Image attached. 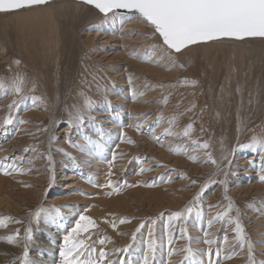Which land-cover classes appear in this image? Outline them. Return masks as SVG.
Listing matches in <instances>:
<instances>
[{"label": "rangeland", "instance_id": "374dc122", "mask_svg": "<svg viewBox=\"0 0 264 264\" xmlns=\"http://www.w3.org/2000/svg\"><path fill=\"white\" fill-rule=\"evenodd\" d=\"M81 1L49 0L45 5L51 7L53 15L55 14L54 19L60 25L61 35H64L63 43H57V32L49 15L32 14L31 19H29L30 15L23 17L22 21H17L16 16H12L15 13H0V64L3 63L0 69V83L4 85L0 88V165L3 166L0 175L5 178L11 176L20 178L27 175L24 181H19L16 185L9 183L6 188H0V218L5 219V227L13 226L12 234L17 229L25 231L28 227L32 228L34 239L29 245L30 259H33L36 237L43 228H46L43 224L49 228V230L45 229L48 235L59 236L60 232L64 231L67 234L71 231L79 219L78 216L86 215L98 225L93 229L92 235V240L96 242L95 247L97 249L103 247L109 252V258L111 260L115 258L113 261H118L119 264H142L141 259L146 252L145 243L150 229L154 232V238L158 243L156 254L159 251L166 254V259L162 261L158 260L155 254L154 264H181V262L188 264L185 261L188 253L182 249H187L189 246L193 250H202L196 251L195 256L197 260L202 259L204 264H208L209 261L207 255L209 247L213 252L211 264H216L217 260L219 264H248L247 245L241 249L234 234V224L226 225L223 221H218L211 227L208 226L209 219H213L218 212L226 210L230 199L234 209L240 210V220L247 237L253 244L255 259L264 260V182L259 180L257 165L260 164V157L255 152L247 149L235 152L231 171L238 175L229 176L226 193L223 185L209 184L203 193L200 205L193 207L190 218L179 222H169L167 219L172 213L182 212L190 206L206 182L222 178L212 175L216 172L215 165L205 162L204 149L194 145L193 140H199L201 143L210 140L213 155L219 161L222 156L221 140H223V148L228 150L237 146V140L240 143H247L254 134L264 133V39L253 38L247 43L223 41L196 47L179 58V62L184 65L180 68L177 66L179 71L172 69L173 72L163 71L162 76L152 75L128 65V61L137 63L133 54L135 57H141L138 52L141 50L142 52L144 50L143 53L155 50L157 57L165 55L159 48L151 47L157 43L155 40L145 38L150 37L151 29L146 24H137L125 33L121 32L123 26L127 24L128 14H123V22L115 23L114 28L105 25L115 21L116 18H113L112 14L104 17ZM66 3H78L81 6L77 10L68 6H63L61 10L57 9L58 5H66ZM24 12L27 11L20 13ZM61 19L62 23H60ZM61 24L64 26L61 27ZM100 31L103 35L106 33L105 36L113 33L114 37L110 40H105L101 36L95 37V32L101 33ZM116 35H119V38ZM41 42L43 47L46 46V52L43 50L39 53ZM32 44L36 47L33 46L30 52L24 51L19 55L18 47ZM8 48L13 51V55L7 54ZM251 48L254 50H250ZM101 52L104 54L102 55ZM233 53L236 58H233ZM14 60L15 64L12 65L11 62ZM139 60L143 61L142 63L146 62L140 58ZM234 65L238 67L243 81L246 82L249 78L246 84L242 81L240 83L245 91L241 99L238 97L235 100V93L232 94L236 107L238 105L236 111L234 101L231 103L232 97L227 99L225 92L228 88L224 85L225 79L228 78L229 66L234 67ZM88 68L89 70H86ZM23 73L28 75H25V80L20 85L17 79ZM129 77L131 82L128 81ZM185 80L198 83L193 87L191 84H185ZM17 86L21 88L19 94L15 91ZM254 87L258 90L255 92L258 93L256 101L253 98ZM131 92L137 94L135 100ZM228 94L231 95L229 92ZM246 96H249L248 100ZM31 97L37 98L35 104ZM105 97L111 102V107L104 105ZM250 97H252L251 101ZM85 98L98 102L91 115L96 117L95 124L103 128L104 149L97 153L95 145H88L83 139L84 134L89 135L93 140L100 139L97 129L91 124H88L82 133H73L71 137L76 145L84 146L83 151L70 145L67 142L68 138L64 137L62 132H58L57 135L61 138L51 146L55 161V182L49 188L50 173L47 160L41 158V154L45 156L47 154L49 134L38 131V128L45 126L52 118L66 119V106H82ZM165 98H167L166 103ZM14 101L18 104V108L10 109L9 105ZM193 104L196 105L194 109ZM226 107L232 110L230 118L222 113L227 110ZM9 114L13 123L5 125L4 119ZM161 116L163 118L157 123L158 117ZM173 116H176L177 120L170 125L168 120ZM21 120L29 123L21 124ZM189 123H194L191 139L180 135ZM137 124L141 125L140 130H137ZM240 124L241 127L243 126L241 133ZM157 126L161 129L158 132L155 128ZM202 126L205 129L203 132ZM116 127L124 130L129 128L131 133L126 130L121 138L119 132L118 134L114 132ZM20 129L22 131L19 132L18 139L16 135ZM166 129H171L172 135H166ZM174 131L179 133L175 135ZM105 134H111V139H105ZM156 136H160V142H157ZM128 140L134 143H128ZM33 148L36 150H29ZM57 148L63 151H57ZM91 149L93 154L90 153ZM113 154L116 155L117 161L115 160L112 168L114 175L111 180L114 183L126 180L128 185L137 186H121L118 191L95 186L97 183L106 184V175L101 181L98 180L102 173L99 166L105 163L104 166H107L105 174H107L109 171L107 161L111 160ZM192 156L198 159L193 161L189 158ZM252 158H255V167L248 164ZM102 161L103 163L100 164ZM23 168L25 171L19 175L17 172ZM141 168L144 169L142 173H140ZM9 169L15 170L5 175L4 173ZM69 173L76 175V178L64 180ZM93 173H98V177L95 178ZM77 177L81 180L79 181ZM89 178H92V183L89 182ZM77 183L83 185L71 187ZM139 185L143 189L162 188L163 192L156 194L166 197L162 202H158L154 200L153 194L143 192L125 195L124 200L120 201L123 198H120L121 195L135 190ZM75 190H79L75 200L68 199ZM225 194L228 199H225ZM201 205L203 214L197 218L195 212ZM209 205L213 207L209 208ZM53 206L60 208V214L52 213L46 218L42 217L37 223L34 217L36 210L40 207L51 209ZM231 215L235 217V211ZM55 218L59 225L46 224L47 221ZM121 219H126L128 222L119 223ZM17 220L21 223H16ZM153 220L156 221L155 224L151 223ZM113 221L116 222L115 228L112 226ZM169 223H171L170 228ZM181 228L186 229V234L180 233ZM169 231L174 234L171 246L174 254L171 256L167 254ZM205 232L208 233L207 237L204 235ZM133 233L136 234L135 240ZM101 237L106 238L107 242L104 245L99 243ZM225 237L227 239L224 241ZM205 239H211L213 243L209 246L203 242ZM11 246L18 248L14 244ZM113 249L117 251L113 253ZM120 249L125 251H119ZM217 249H219L218 257L215 254ZM19 250L22 254L23 248ZM137 253L140 255L139 258L133 260L132 255ZM44 257L45 255L42 259ZM13 261L19 264V257H14L4 264H12Z\"/></svg>", "mask_w": 264, "mask_h": 264}, {"label": "snow or ice", "instance_id": "6c2138e0", "mask_svg": "<svg viewBox=\"0 0 264 264\" xmlns=\"http://www.w3.org/2000/svg\"><path fill=\"white\" fill-rule=\"evenodd\" d=\"M83 4L91 6L104 17H108L109 14L116 16L118 14H128V19L139 18V20L146 24L151 29V35L145 38L155 40L157 43L151 46L153 49L159 48L165 56L160 59H166L169 63L167 64L168 70L173 67H183L184 65L179 62V58L183 56L185 52L191 51V49L206 46L212 43H219L223 41L247 43L253 38L264 39V0H82ZM49 0H0V13L10 14L18 13L23 11H29L33 8L41 5H46ZM142 60H147L148 57H135ZM153 63H159L160 60L152 61ZM18 63V62H17ZM95 79V77H93ZM131 82V77H129ZM185 84H191L193 87L198 83L197 81L185 80ZM3 83H0V88H3ZM16 93L21 92V88L17 86L15 88ZM107 91V90H105ZM83 95V93H80ZM142 94V93H141ZM136 93L131 92L133 99L136 98ZM33 103L37 102L36 97H31ZM167 98H165V103ZM23 103V100H21ZM96 101L91 98H85L82 106L73 105L71 107L66 106V119L52 118L43 127L38 128V131L47 132L49 134L48 144L49 148L46 156L41 154V158L47 160V166L49 169V188L54 185L55 182V161L52 155V145L58 141L61 137L57 135L58 132H62L64 137H67V142L83 151L84 146L76 145L71 139L73 133L80 134L84 128L91 124L97 129V134L100 136L99 140H93L87 134L83 135V139L88 145H95L97 153L104 149V135L102 126L96 125V117L91 115V112L95 110L97 106ZM106 107H111V102L105 97L103 101ZM18 108V104L14 101L9 108ZM195 104L192 105L194 109ZM191 110V109H189ZM163 117H158L157 123ZM177 120L176 116L171 117L168 123L171 125ZM13 123L11 114L4 119V124L8 125ZM21 124L29 123V121L21 120ZM137 130H140L141 125H136ZM205 129L201 127L203 132ZM194 131V123H189L182 131L180 135L185 138L191 139L192 132ZM239 131V129H238ZM166 135H172L171 129L165 130ZM124 134L121 133V138ZM157 142H160V136L155 137ZM128 143H134V141L128 140ZM221 143L222 156L218 161L211 150L210 140H205L202 143L199 140H193V144L199 148L204 149V156L206 157L205 162L215 165L216 172L212 175L220 176L221 179L209 180L205 185L202 186L201 192L192 201V204L184 209V211H177L167 217L169 222L182 221L191 217L193 214V207L200 205L203 193L207 189L209 184H221L225 187V193L227 192V185L229 183V176L238 175L231 171L232 157L236 151L250 150L251 152L257 153L260 157L259 164V180L264 182V133L259 135L254 134L250 141L247 143H240L237 140V146L231 149L225 150L223 148V140ZM35 151L36 149H29ZM57 151H63V149H56ZM67 154V153H65ZM116 155L113 154L111 160H108L109 171L106 174L107 180L105 185L95 184L96 187H108L114 190H119L122 187L137 186L128 185L127 181L113 182L111 180L114 175L112 168L116 160ZM191 160L196 161L198 157H189ZM249 166L255 167L256 161L250 160ZM3 166L0 165V169ZM15 169H9L4 174H11V171ZM144 171L140 169V173ZM138 173V174H140ZM183 178V177H181ZM170 179V178H169ZM89 182L92 183L91 178ZM195 183V181H193ZM148 186V185H145ZM225 199H228L225 194ZM213 207L212 205L208 206ZM235 211V217L231 213ZM56 213L60 214V208L53 206L51 209L40 207L34 213V217L39 223L42 217L46 218L48 215ZM203 214L202 205L197 208L195 216L200 218ZM240 210L233 207L232 201L229 199V203L226 210L218 212L213 219L208 220V226L211 227L214 222L223 221L226 225L234 224V234L236 240L239 242L241 249L247 245L248 264H264V260L257 261L253 252V244L246 235V231L240 220ZM10 219V218H8ZM21 223V221H15ZM128 222L126 219H121L119 223ZM151 223L155 224L153 220ZM5 219L0 218V227H5ZM112 226L115 228L116 222H112ZM98 225L95 220L86 215H80L75 227L71 229L63 237L62 245L59 247L60 264H119L118 261H113L109 258L110 254L103 247L97 249L95 247V241L92 240L93 229L97 228ZM168 227H171L169 223ZM139 231V229H137ZM181 234H186V229H180ZM135 233H133V240H135ZM173 233L169 231L167 233V244L169 246V256L173 255L172 244H173ZM205 237L208 233L205 232ZM148 240L146 243V252L142 259V264H154V258L157 251L158 243L154 238V232L150 229L148 232ZM191 241V237H188ZM6 240L9 244L19 246L20 243V230L17 229L12 235L6 238H0ZM33 230L28 227L23 236V252L19 257V264H38V261L30 259L29 245L33 241ZM227 239V237H225ZM106 238L99 240L101 245L106 243ZM207 245H211L213 241L211 239H205L203 241ZM117 251L113 249L114 253ZM119 251H125L120 249ZM186 251L188 255L185 256V261L188 264H204L203 260H197L195 256L196 251L190 246ZM216 256H219V249L216 251ZM209 257L208 264H211V257L213 255L211 247L207 251ZM230 258V257H228ZM12 264H16L13 261ZM184 264V262H181ZM219 264V260L216 261Z\"/></svg>", "mask_w": 264, "mask_h": 264}, {"label": "bare ground", "instance_id": "6f19581e", "mask_svg": "<svg viewBox=\"0 0 264 264\" xmlns=\"http://www.w3.org/2000/svg\"><path fill=\"white\" fill-rule=\"evenodd\" d=\"M78 1V0H77ZM82 2V1H81ZM63 6H68V7H74V9H79L80 8V6L81 5H79L78 3H75V4H73V3H66V5H64V4H61V5H58L57 6V9L59 8V10H61V8L63 7ZM54 10V9H53ZM60 12V11H59ZM65 13L67 14V11H65ZM69 13H71V12H69ZM32 14H34V15H37V16H39V15H49L50 16V21H52L53 22V24H54V29L56 30V32H57V43L59 42H61V43H63V39H62V37L64 36H62L61 35V32H60V25L55 21V17H54V15H53V13H52V8L51 7H47V6H45V5H42L41 7H38V8H34V9H32V10H30V11H27V12H24V13H15V14H13L12 16H16L15 18H17V21H22L21 19L23 18V17H29L30 15V18L29 19H31V17H32ZM66 14H65V16H66ZM57 15V14H56ZM125 15V14H124ZM127 15V14H126ZM42 16V17H43ZM48 16V17H49ZM64 16V17H65ZM61 17H63V16H61ZM63 17V18H64ZM124 16H123V14H118V15H116V16H114L113 18H116L115 19V21L114 22H112V23H110V24H105V25H110V26H112V27H114L116 24L115 23H117V24H119L124 18H123ZM41 19V18H40ZM96 19V18H95ZM126 19H127V17H126ZM58 20V19H57ZM114 19H112V21H113ZM25 21V20H24ZM28 21V20H27ZM34 21V20H33ZM37 21H38V19H37ZM110 21V20H109ZM46 22V21H45ZM51 22V23H52ZM123 22V21H122ZM60 23H62V19L60 20ZM96 23V22H95ZM126 25H124L123 26V31H121V32H124L125 33V31H128L129 30V28L130 27H132V26H135V25H137V24H140V25H144V23H142L140 20H139V18H133V19H128V21H126ZM33 24H34V22H33ZM48 24V23H47ZM46 24V25H47ZM104 24V23H103ZM102 24V25H103ZM50 25H52V24H50ZM91 25V24H90ZM122 25V24H121ZM62 26H64L63 24H61V27ZM101 26V25H100ZM99 26V27H100ZM109 26V27H110ZM52 27V26H51ZM104 27V26H103ZM108 28V27H107ZM111 28V27H110ZM110 28H108V29H110ZM115 28V27H114ZM136 28V27H135ZM74 29V28H73ZM73 29H72V31H73ZM119 29V28H118ZM34 30H35V28H34ZM42 30H44V29H42ZM97 30H98V28H97ZM96 30V31H97ZM107 30V29H106ZM120 30V29H119ZM103 31V30H102ZM105 31V30H104ZM112 31V30H111ZM23 32H25V31H23ZM44 32V31H43ZM52 32V31H51ZM101 32V31H100ZM107 32V31H106ZM110 32V31H109ZM37 33H38V31H37ZM42 33V32H41ZM96 33V35H95V37H99V36H101L103 39H108V40H110V39H112L114 36H113V33L111 34V33H109V35L107 34V36H105V34L103 35V33L101 34V33H97V32H95ZM123 34V33H122ZM39 35V34H38ZM45 35V34H44ZM121 35V34H120ZM25 36H26V34H25ZM117 36V35H116ZM119 36V35H118ZM117 36V37H118ZM30 37V36H29ZM46 37V36H45ZM38 39H39V37H37ZM119 38V37H118ZM34 39H36V37H34ZM52 39H54L53 37H52ZM139 39V38H138ZM26 40V39H25ZM31 41H32V38H31ZM35 42H36V40H34ZM47 41V40H46ZM54 41V40H53ZM133 41V40H132ZM138 41V40H137ZM30 42V41H29ZM108 42V41H107ZM39 43V42H38ZM36 44V43H35ZM45 44V43H44ZM48 44V43H47ZM55 44V43H54ZM39 45V44H38ZM62 45V44H61ZM132 45V44H131ZM33 46H35L34 44H32L31 46H26L25 45V47H18V49H17V52H19V55L20 54H22V52H24V51H29L30 52V50H31V47H33ZM36 46H37V44H36ZM35 46V47H36ZM39 46H42V47H40L41 49H40V51H39V53H41L43 50H45V48H46V46H44L43 47V42H41V44L39 45ZM52 46V45H51ZM58 47V46H57ZM127 47V46H126ZM123 48V47H122ZM234 48H237V47H234ZM239 48V47H238ZM253 48V47H252ZM250 49V50H254V49ZM113 49V48H112ZM152 49V48H151ZM242 49V48H241ZM256 49V48H255ZM93 50V49H92ZM150 50V49H149ZM157 50V49H156ZM235 51H236V49H234ZM246 50V49H245ZM248 50V49H247ZM38 51V50H37ZM125 51H127L126 49H125ZM131 51H132V49H131ZM155 51V50H154ZM152 52V51H150L149 53H143L144 52V50H143V52H142V50L141 51H138L139 52V55H142L141 57H148V61L147 60H145L146 62L145 63H142L143 61H141L140 62V60H139V58H136V61H137V63H131V62H129L128 61V65H132L133 66V68H136V69H139L140 71L141 70H145V71H147V72H149V74H152V75H154V74H161V76L163 75V71H168V68H167V64H168V62L166 61V59L164 60V59H160L159 57L161 56H158L157 57V53L156 52ZM160 51V50H159ZM261 51H262V49H261ZM45 52H46V50H45ZM246 52V51H245ZM5 53V51L3 52V54ZM36 53V52H35ZM7 54H11V55H13V51L11 50V49H9L8 48V53ZM29 54V53H28ZM31 54V53H30ZM101 54L103 55L104 53L103 52H101ZM164 54V53H163ZM51 55V54H50ZM127 55V54H126ZM44 56H45V54H44ZM91 56V55H90ZM163 56H165V55H163ZM47 57V56H46ZM61 57V56H60ZM138 57V56H137ZM162 57V56H161ZM33 58V57H32ZM86 58V57H85ZM233 58H236V55H235V53H233ZM89 59V58H88ZM125 59V58H124ZM160 60V62H159V65H158V63H153L152 61H155V60ZM85 61L86 62H88V60L87 59H85ZM22 62H23V59H22ZM126 62V61H125ZM234 62H235V60H234ZM12 63V65H14L15 64V60L13 61V62H11ZM24 63V62H23ZM127 63V62H126ZM262 63V62H261ZM85 64V63H84ZM92 64V63H91ZM234 64V63H233ZM158 65V66H157ZM250 65V64H249ZM2 66H3V63H1L0 64V69L2 68ZM35 66V65H34ZM45 66V65H44ZM92 66V65H91ZM156 66H157V68H156ZM160 66V67H159ZM254 66V65H253ZM45 67H47V66H45ZM49 67V66H48ZM97 67V66H96ZM95 67V68H96ZM243 67V66H242ZM30 68V67H29ZM180 68V67H179ZM179 68L178 67H175V68H171V70L173 69V71H176L177 69V71H179ZM235 70H234V69ZM18 69V68H17ZM32 69V68H31ZM96 69H98V68H96ZM107 69V68H106ZM251 69V68H250ZM253 69V68H252ZM33 70V69H32ZM86 70H89V68L88 69H86ZM85 70V71H86ZM99 70V69H98ZM108 70H110V69H108ZM170 70V71H171ZM21 71V70H20ZM34 71V70H33ZM36 71V70H35ZM101 71V70H100ZM107 71V70H106ZM173 71H171V72H173ZM19 72V71H18ZM94 72V71H93ZM110 72V71H109ZM20 73H22V72H20ZM176 73V72H175ZM244 73H246V72H244ZM148 74V75H149ZM174 74V73H173ZM177 74H178V72H177ZM252 74V73H251ZM25 75H28L27 73H23V75H19V77H18V79H17V81L19 82V84L21 85V82L22 81H24L25 80ZM44 75V74H43ZM176 75V74H175ZM227 75H228V78H226L225 79V86H227V91L231 94L230 96H229V94H228V92L226 91L225 92V94H226V96H227V99L229 98V97H232L231 99H233L232 101H231V103H233V101H234V98H233V96H232V94H234L235 93V100L239 97L240 99H241V97H242V95L244 94L243 92H245V91H243V85H240V83H241V81H242V83H247V80L249 79H247L246 80V82L245 81H243L241 78H242V75H240V71H239V69H238V67L236 66V65H234V67H232V66H229V69H228V72H227ZM42 76V75H41ZM46 76H47V74H46ZM164 76H166V73H165V75ZM246 76H248V75H246ZM105 77V76H104ZM43 79V78H42ZM106 79V78H105ZM45 81V80H44ZM126 81V80H125ZM129 82H130V80H128ZM259 81V80H258ZM128 83V82H127ZM259 83V82H258ZM44 84H46V82L44 83ZM24 85V84H23ZM259 88V87H258ZM256 87H254V89L252 90V91H254V97L253 98H255V101L257 100V96H256V94L258 95V93H255L256 92ZM111 91V90H110ZM258 91V90H257ZM261 93V92H260ZM194 94V93H193ZM192 95V94H191ZM247 98H246V100H248V98H249V96H246ZM251 99H252V97H250V101H251ZM135 100V99H134ZM242 101V100H241ZM189 102V101H188ZM196 103H197V101H196ZM234 104H235V111H236V109H237V107H238V105H237V107H236V101H234ZM203 106V105H202ZM201 107V106H200ZM242 107V106H241ZM227 108V110L225 111H222V113L223 114H225L228 118H230V116H231V114H232V110L230 109H228V107H226ZM135 109V108H134ZM199 109H201V108H199ZM129 110V109H128ZM205 110V109H204ZM1 116V115H0ZM211 117V116H210ZM113 118V117H112ZM195 119V118H194ZM214 120V118H212V121ZM134 121V120H133ZM121 122V121H120ZM121 124V123H120ZM128 124V123H127ZM147 124V123H146ZM117 126V125H116ZM159 126H161V125H159ZM159 126H157V127H155L156 128V132H158V131H160L161 129H159ZM239 128H240V133H241V128H243V126L241 127V124H240V126H239ZM126 129V128H125ZM127 130V132H129V134L131 133L130 131V129L129 128H127L126 129ZM126 130H124V128H119V127H116V131H114L115 132V134H118V132L120 133V136H121V133H123L124 135H125V131ZM20 131H22L21 129L20 130H18V132H17V135H16V137L18 138H20V134H19V132ZM174 133H175V135H176V133L178 134L179 132L178 131H174ZM104 135V134H103ZM110 136H111V134H105V139H107V140H109V138H110ZM114 137V136H113ZM16 138V139H17ZM18 138V139H19ZM111 139V138H110ZM171 139V138H170ZM169 139V140H170ZM168 140V141H169ZM104 141V140H103ZM18 142V141H17ZM107 142V141H106ZM112 142V141H111ZM165 142H167V141H165ZM188 144V143H187ZM11 148V147H10ZM24 149V148H23ZM196 149V148H195ZM8 149H6V151H7ZM19 150V149H18ZM21 150V149H20ZM193 150V149H192ZM91 151H93V149H91L90 150V153L91 154H93ZM0 152H1V150H0ZM23 152V151H22ZM162 152V151H161ZM196 152V151H195ZM194 152V153H195ZM80 153V152H79ZM193 153V154H194ZM84 154V153H83ZM87 155V154H86ZM254 155V154H253ZM4 157V156H3ZM5 157H6V155H5ZM257 157V156H256ZM255 157V158H256ZM1 158V157H0ZM239 158H241V157H239ZM255 158H252V159H250V160H254ZM243 159H244V157H243ZM18 160V159H17ZM16 160V161H17ZM89 160V159H88ZM186 160V159H185ZM86 161V160H85ZM117 161V160H116ZM70 163V162H69ZM90 163V162H89ZM103 163V161L100 163V164H102ZM99 164V163H98ZM104 164L105 163H103V165H98L99 166V169H100V171L102 172L101 173V175H100V178L98 177V173L96 174H92L95 178L96 177H98V180L100 179V181H101V178L103 179L104 177H105V171H106V168H107V166L105 165L104 166ZM118 164V163H117ZM125 164V163H124ZM249 164V163H248ZM13 165V164H12ZM93 165V164H92ZM182 165V164H181ZM257 166H259V164L257 165ZM104 167V168H103ZM252 167V166H251ZM87 168V167H86ZM98 168V167H97ZM25 171V169L23 168V170H21L20 169V171L19 172H17V173H19V175H21V173L22 172H24ZM13 173V172H12ZM140 175V174H139ZM175 175V174H174ZM27 176V175H26ZM26 176H22V177H20V178H17V177H9V178H5L4 176H2V175H0V188L2 189V188H6V185H8L9 183L10 184H18V182L19 181H24L25 179V177ZM64 178V177H63ZM76 178V175H73L72 173H69V176H67V178H64V180H72V179H75ZM78 178V177H77ZM79 179V181L81 180L80 178H78ZM77 179V180H78ZM92 179V178H91ZM107 179V178H106ZM105 179V180H106ZM89 180V179H88ZM87 180V181H88ZM170 180V179H169ZM82 184V183H81ZM81 184H79V183H77V185H75V184H73V185H71V187H80V185ZM83 185V184H82ZM81 185V186H82ZM70 186V185H69ZM258 190L260 189V187L258 186V188H257ZM102 190V189H101ZM79 192V190H75L74 192H72L71 193V195L68 197V199L70 198L71 200L72 199H74L75 200V198H76V194ZM146 193V192H149V193H151V194H153L154 195V200H156V201H158V202H162L163 201V199L166 197V195L164 196V195H161V194H156V193H160V192H163V189L162 188H158V189H143L142 188V186H140L139 185V187L138 188H136L135 190H132V191H130V192H128V193H125L124 195H121L120 196V198H122V199H120V201H123L124 200V196L125 195H130V194H141V193ZM157 195H160V197L159 196H157ZM107 196V195H106ZM103 197V196H102ZM65 198H67V197H65ZM99 198V197H98ZM108 198H110V196L108 197ZM59 199V198H58ZM105 199H107V198H105ZM83 200V199H82ZM119 200V199H118ZM59 201V200H58ZM105 201V200H104ZM114 200H112V202H113ZM69 202V201H68ZM86 202V201H85ZM79 203V202H78ZM115 206V205H114ZM71 212V211H70ZM73 212H75L74 210H73ZM79 215V214H78ZM79 217V216H78ZM62 222V221H61ZM46 224L49 226V225H59V223L57 222V219L55 218V219H52V220H49V221H47L46 222ZM43 226L44 227H46V228H43V230H42V232H40V234L36 237L37 239H36V244H35V251H34V255L32 256V258L34 259V260H36V261H38V264H60V257H59V247L61 246V244L60 243H62L63 242V237L66 235L65 234V232L63 231V232H60L59 233V236H56V234L55 235H48L47 233H46V230L45 229H47V230H49V228L47 227V226H45V224H43ZM64 226H65V224H64ZM203 226V225H202ZM55 227V226H54ZM60 227H62V226H60ZM59 227V228H60ZM75 227V226H74ZM175 227V226H174ZM56 228V227H55ZM63 228V227H62ZM203 228V227H202ZM124 229V228H123ZM123 229H121V230H123ZM199 229V228H198ZM12 230H14V227L13 226H9V227H0V238H6L9 234H12L11 232H12ZM64 230V229H63ZM61 231V230H60ZM24 230L23 231H20V245L18 246V248H15V247H13V246H11V244H9V243H7L4 239H0V264H4V263H6V262H8V261H10L11 259H13L14 257H20L22 254L20 253V250L19 249H21L22 250V248H23V236H24ZM70 232V231H69ZM121 235H122V238L124 237V235H123V231H122V233H121ZM165 235V234H164ZM102 238V237H101ZM149 238V237H148ZM120 239V238H119ZM148 239H146V241H147ZM226 239H224V241H225ZM116 241V240H115ZM166 242V241H165ZM145 243V242H144ZM147 243V242H146ZM146 243H145V245H146ZM161 250V249H160ZM22 252V251H21ZM132 252V251H131ZM140 252V251H139ZM168 252H169V250H168ZM168 252H167V254H168ZM136 253V252H135ZM45 255V257H44V259H42V257ZM139 256L140 255H138V253L136 254V255H132V259L133 260H135L136 258H139ZM156 257H157V259L158 260H163V259H166L165 257H166V254L164 253V252H161V251H159V252H157V254H156ZM168 258V257H167ZM176 258V257H175ZM130 259V258H129ZM140 259H141V257H140ZM113 260H115V258L113 259ZM142 260V259H141ZM176 260V259H175ZM165 261V260H164ZM134 262V261H133ZM141 262V261H140ZM159 262V261H158ZM142 263V262H141Z\"/></svg>", "mask_w": 264, "mask_h": 264}, {"label": "water", "instance_id": "95a60500", "mask_svg": "<svg viewBox=\"0 0 264 264\" xmlns=\"http://www.w3.org/2000/svg\"><path fill=\"white\" fill-rule=\"evenodd\" d=\"M122 14H126V13H122Z\"/></svg>", "mask_w": 264, "mask_h": 264}]
</instances>
